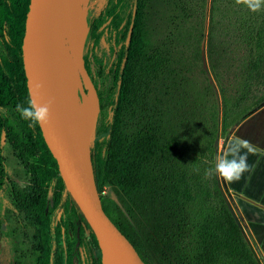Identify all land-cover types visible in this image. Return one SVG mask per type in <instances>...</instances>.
<instances>
[{
  "label": "trees",
  "instance_id": "trees-1",
  "mask_svg": "<svg viewBox=\"0 0 264 264\" xmlns=\"http://www.w3.org/2000/svg\"><path fill=\"white\" fill-rule=\"evenodd\" d=\"M27 4L0 0V134L27 174L26 186L7 189L0 156V264H69L55 210L72 215L85 264H100L95 234L38 125L16 111L29 103L20 51ZM102 12L119 44L109 119L97 118L88 144L104 214L144 264H261L215 172V143L264 104V5L253 12L236 0H106ZM105 186L112 197L100 195ZM6 217L25 249L8 247Z\"/></svg>",
  "mask_w": 264,
  "mask_h": 264
},
{
  "label": "water",
  "instance_id": "water-1",
  "mask_svg": "<svg viewBox=\"0 0 264 264\" xmlns=\"http://www.w3.org/2000/svg\"><path fill=\"white\" fill-rule=\"evenodd\" d=\"M56 1L28 0L20 46L28 99L35 101L37 107L49 105L47 122L37 124L41 137L55 161L58 175L66 191L95 234L100 252L102 242L122 264H144L101 208L88 149L93 128L85 139L81 138L71 131L59 112L58 100L50 78L47 49L48 23ZM73 57L78 75L85 81L95 99V91L81 61L80 43L74 45Z\"/></svg>",
  "mask_w": 264,
  "mask_h": 264
},
{
  "label": "rangeland",
  "instance_id": "rangeland-1",
  "mask_svg": "<svg viewBox=\"0 0 264 264\" xmlns=\"http://www.w3.org/2000/svg\"><path fill=\"white\" fill-rule=\"evenodd\" d=\"M106 0H86L84 3L85 22L91 16L96 19V31L93 38L87 39V30L85 36L80 42L81 61L83 67L87 65L89 74L86 73L90 79L92 87L97 92L100 101L99 104L96 99V120L99 118L101 124H105L109 119V104L113 99V67L119 44L109 31L108 19L104 16L102 10ZM67 8H65V11ZM75 63V61H74ZM77 72V70H76ZM57 85V84H56ZM70 90L66 91V101L63 103L66 114L80 113L87 111L89 106L88 99L94 97L89 92L87 84L80 78L77 73V82L71 84ZM89 92V93H88ZM96 120L93 130L96 127ZM102 136L98 137L100 140ZM218 138L215 146L217 147ZM0 156L2 159V169L5 173V184L7 189L12 185L18 189L27 185V174L24 172L22 166L18 163L15 153L11 147L3 139L0 134ZM217 157V151H216ZM217 164V158H216ZM56 192V191H54ZM103 195L112 197V194L107 186L103 188ZM229 200V194L225 193ZM3 203H7L10 199L7 193L3 195ZM51 222L54 224L58 219L63 221V228L61 229V245L63 260L69 257V264H85L88 256L84 248L79 243L76 237L75 221L68 210H55L51 214ZM6 235L9 236L7 240L8 247L12 251L23 250L28 246L27 239L23 236L22 231L18 228L13 218L6 217L5 219ZM29 235L30 231H25ZM94 257H98L100 264H104V255L100 252Z\"/></svg>",
  "mask_w": 264,
  "mask_h": 264
},
{
  "label": "bare ground",
  "instance_id": "bare-ground-1",
  "mask_svg": "<svg viewBox=\"0 0 264 264\" xmlns=\"http://www.w3.org/2000/svg\"><path fill=\"white\" fill-rule=\"evenodd\" d=\"M85 1L57 0L47 30L50 78L59 112L71 131L84 139L91 132L96 120V102L90 97L87 111L75 114H66L63 103L66 101V91L70 90L69 86L77 82L73 47L81 42L87 30ZM100 245L101 253L105 257L104 264H122L107 246L102 242Z\"/></svg>",
  "mask_w": 264,
  "mask_h": 264
},
{
  "label": "crops",
  "instance_id": "crops-1",
  "mask_svg": "<svg viewBox=\"0 0 264 264\" xmlns=\"http://www.w3.org/2000/svg\"><path fill=\"white\" fill-rule=\"evenodd\" d=\"M238 139L248 140L256 154L248 155L250 171L240 180L223 182L231 208L256 256L264 264V104L240 119L227 136L218 138L217 162Z\"/></svg>",
  "mask_w": 264,
  "mask_h": 264
},
{
  "label": "clouds",
  "instance_id": "clouds-1",
  "mask_svg": "<svg viewBox=\"0 0 264 264\" xmlns=\"http://www.w3.org/2000/svg\"><path fill=\"white\" fill-rule=\"evenodd\" d=\"M236 3H243L251 11L256 12L264 5V0H236ZM16 111L20 113L22 119L30 122V127H35L38 123H46L49 117V105L37 107L35 101H29L27 107L17 104ZM250 153L256 154V149L248 140L238 139L234 141L229 146L226 155L218 159L215 168L216 174L227 182L240 180L245 172L250 171V165L247 162ZM211 171V169L206 170L205 175H209Z\"/></svg>",
  "mask_w": 264,
  "mask_h": 264
},
{
  "label": "built area",
  "instance_id": "built-area-1",
  "mask_svg": "<svg viewBox=\"0 0 264 264\" xmlns=\"http://www.w3.org/2000/svg\"><path fill=\"white\" fill-rule=\"evenodd\" d=\"M100 195L102 196L103 195V192H101Z\"/></svg>",
  "mask_w": 264,
  "mask_h": 264
}]
</instances>
